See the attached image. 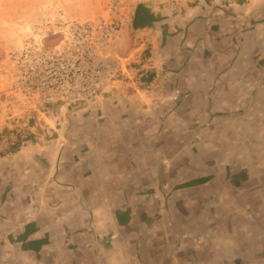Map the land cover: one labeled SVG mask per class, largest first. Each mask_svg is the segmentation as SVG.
I'll use <instances>...</instances> for the list:
<instances>
[{
    "label": "rangeland",
    "instance_id": "obj_1",
    "mask_svg": "<svg viewBox=\"0 0 264 264\" xmlns=\"http://www.w3.org/2000/svg\"><path fill=\"white\" fill-rule=\"evenodd\" d=\"M115 12L121 28L99 48L83 27ZM244 86L245 0H0V228L18 222L10 205L45 199L81 158L115 162L116 142L145 127L131 123H154V163L183 145L166 164L216 165L203 180L245 198V108L194 105ZM174 123L202 124L177 134Z\"/></svg>",
    "mask_w": 264,
    "mask_h": 264
},
{
    "label": "crops",
    "instance_id": "obj_2",
    "mask_svg": "<svg viewBox=\"0 0 264 264\" xmlns=\"http://www.w3.org/2000/svg\"><path fill=\"white\" fill-rule=\"evenodd\" d=\"M125 64H117L122 74ZM203 96L199 111L245 108V198L203 180L216 165L166 164L183 145L154 163V123H131L145 127L116 142L115 162L95 168L81 158L45 199L24 195L17 213L9 206L18 222L0 228V264H264V0H245V86L215 89L206 104ZM174 124L186 134V125L202 123Z\"/></svg>",
    "mask_w": 264,
    "mask_h": 264
},
{
    "label": "built area",
    "instance_id": "obj_3",
    "mask_svg": "<svg viewBox=\"0 0 264 264\" xmlns=\"http://www.w3.org/2000/svg\"><path fill=\"white\" fill-rule=\"evenodd\" d=\"M123 3V1H120L118 4V10L121 9ZM122 22L121 16L116 15L115 12L108 18H100L92 25H86V27H83V29L85 32H87L86 30H89L87 33L96 38L99 48H104L118 33ZM107 62L109 63L110 61L108 60Z\"/></svg>",
    "mask_w": 264,
    "mask_h": 264
}]
</instances>
